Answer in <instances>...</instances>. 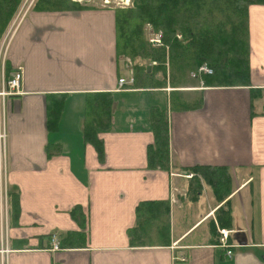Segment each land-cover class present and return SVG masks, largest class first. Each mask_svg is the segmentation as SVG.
<instances>
[{"label": "crops", "instance_id": "1", "mask_svg": "<svg viewBox=\"0 0 264 264\" xmlns=\"http://www.w3.org/2000/svg\"><path fill=\"white\" fill-rule=\"evenodd\" d=\"M30 6L4 59L5 77L18 65L23 68L21 91L3 100L5 183L7 193L17 191L19 203L15 221L9 218L6 264H264V90L250 97V87L264 88V3L248 5V84L204 85L193 79L154 87L119 84L130 69L116 56L113 8ZM176 89L187 98L200 95V105L172 109ZM94 91L113 93L110 125L98 132L103 160L83 138L85 99ZM130 94L136 101L127 99ZM151 107L167 110V170L147 166V144L154 139ZM192 164L230 166L236 184L232 214L238 204L242 214L239 221L232 218L230 255L211 234L213 194L203 187L196 200L183 199L187 178L179 172ZM201 197L206 208L178 226V208L188 201L192 209L191 201ZM165 198L167 238L132 242L128 229L136 221V204ZM75 204L85 214L84 226L70 213ZM78 231H84V239ZM236 231L242 240L234 238ZM52 233L58 249L50 248Z\"/></svg>", "mask_w": 264, "mask_h": 264}, {"label": "trees", "instance_id": "2", "mask_svg": "<svg viewBox=\"0 0 264 264\" xmlns=\"http://www.w3.org/2000/svg\"><path fill=\"white\" fill-rule=\"evenodd\" d=\"M51 1L33 0L30 7L56 10L58 7L52 5ZM55 1L68 2L71 4L68 8L84 7L77 0ZM20 2L21 0H0V38ZM258 2L264 3V0H132L130 6L115 7L116 56L120 65L126 54L133 60L132 67L126 66V69H133V81L129 85L154 87L166 86L169 82L171 86H182L190 76L201 79L204 85L248 84V5ZM147 22L152 24L154 31L161 32L159 44L152 45L149 36H144L143 28ZM131 44L133 45L130 46ZM202 64L211 67L212 73L199 74L198 68ZM263 90L262 87H250L251 100L261 96ZM183 94L181 89L171 92L172 109L200 105V95L187 98ZM112 102V91L90 92L85 99L83 138L93 144L100 160L104 159V143L98 132L110 125ZM150 119L154 139L147 144V166L167 170L170 159L166 108L151 107ZM181 169H188L193 173L186 177L187 197L196 200L204 185H208L217 201L214 209L216 221L220 226L230 228L233 223L230 194L234 189L230 166L192 164L181 166ZM8 205L10 222H13L19 211L16 190L8 193ZM70 213L81 226L85 225L86 217L79 204L71 207ZM135 213V224L128 229L132 242L158 243L167 238V198L140 200L135 206ZM211 223V234L216 236L219 243V233L213 219ZM76 233L84 239V231ZM231 234L228 233L229 242ZM70 235L71 233H67L63 239L64 244L69 242Z\"/></svg>", "mask_w": 264, "mask_h": 264}, {"label": "built area", "instance_id": "3", "mask_svg": "<svg viewBox=\"0 0 264 264\" xmlns=\"http://www.w3.org/2000/svg\"><path fill=\"white\" fill-rule=\"evenodd\" d=\"M33 1V0H32ZM30 0L27 4L22 5L17 9L14 17L11 20V23L8 24L6 30L3 33V37L0 41V264H6V253L9 251L8 246V223H9V205H8V193L5 183V170H6V152H7V131L4 121V112H3V100L6 96L19 93L21 91V80L23 77V68L21 65H18L12 69L8 76L5 77L4 74V59L6 56V51L8 44L10 42L11 36L15 31L17 25L23 18L26 13L29 5L32 3ZM109 2V0H105ZM129 2V0H119L120 5L124 6ZM149 40L153 44H159L161 42V32H151L149 34ZM199 69L204 70L207 73L212 72V68L206 64H202ZM133 81L132 70H129L128 77L120 76L118 82L120 85L124 83H131ZM186 177H190L193 173L191 171H182L179 172ZM172 185V184H171ZM219 232L221 233L219 237V244L227 247L226 252L230 255L232 250L230 246L234 244L228 243L227 237L228 233L233 232V228L227 227H218ZM50 248L58 249L60 247L58 242V237L56 233H52L50 236Z\"/></svg>", "mask_w": 264, "mask_h": 264}, {"label": "rangeland", "instance_id": "4", "mask_svg": "<svg viewBox=\"0 0 264 264\" xmlns=\"http://www.w3.org/2000/svg\"><path fill=\"white\" fill-rule=\"evenodd\" d=\"M30 0H21V2H20V4H19V6H18V8L17 9H19L22 5H25V4H27L28 2H29ZM32 1V0H31ZM78 1V3L80 4V5H82V6H84L85 8H89V7H108V8H113V9H115V7H125V6H130L131 4H132V0H129V2L126 4V5H124V6H122V5H120V4H118L119 3V0H109V2H106L105 0H77ZM33 2V1H32ZM51 4L52 5H55V6H57L58 8H55L56 10H62V9H66V10H68V9H80V8H74V7H70V8H68V6H70L71 4H69L68 2H56L55 0H52L51 1ZM83 7V8H84ZM17 11V10H16ZM16 11L14 12V14H13V16L9 19V21H8V23H7V25L5 26V29H4V31L6 30V28H7V26H8V24H10L11 23V20H12V18L14 17V15H15V13H16ZM133 19H131V21H132ZM154 27L152 26V24H150L149 22H147L146 23V25H145V27L143 28V33H144V36L147 38L148 36H149V33H151L152 31H154V29H153ZM3 31V32H4ZM178 36H181L180 34H178ZM132 43H134V42H132ZM152 43V45H153V42H151ZM133 44H131L130 46H132ZM132 62H133V60L131 59V57H130V55L128 56L127 54L126 55H124L123 56V60H122V65H123V69H125L126 68V66H130V67H132ZM148 62V61H147ZM132 71H133V69H132ZM213 71V70H212ZM123 72H125V70L123 71ZM175 72H176V70H175ZM190 73V72H189ZM212 73V72H211ZM157 76V75H156ZM187 76H188V74H187ZM198 76H200V75H198ZM190 79L187 81V82H189L190 80H193V79H197L198 80V78H194L193 76H190L189 77ZM188 79V77L186 78V80ZM128 100H133V102L134 101H136V95H134V94H130L129 96H128V98H127ZM262 100H264V99H262ZM138 104V108H140L141 109V103H137ZM263 109H264V107H263ZM125 110V109H124ZM118 115H119V113H117ZM124 115V114H123ZM120 116V115H119ZM117 119V118H116ZM117 123L118 124H120V121L117 119ZM181 177H184L185 178V176H181ZM186 179V178H185ZM232 184H233V181H232ZM179 185H181V184H178V186ZM235 185L236 184H233V187H235ZM180 187V186H179ZM205 188H207V190H208V194H211L212 193V191H211V189L208 187V185H204V189ZM204 192V191H203ZM180 193V192H179ZM185 193H186V189H185V187H184V191H183V193H182V196H184L183 197V199H185V197L186 198H188L186 195H185ZM187 194V193H186ZM239 197V196H238ZM236 198V197H235ZM189 199V198H188ZM236 200L238 201V198H236ZM190 204V203H189ZM238 204V203H237ZM191 208L192 209H190V207H189V205H188V201L186 202V205H185V208H178V210H177V212H178V214L176 215V217H175V221H176V224L178 225V226H183V225H186L187 223H189V222H191L194 218H196L197 217V215L204 209V208H206V206H207V202H206V198H204V197H201L200 198V200H198V201H191ZM215 209V208H214ZM247 209V208H246ZM232 216H233V219L235 220V221H239L240 219H241V217H242V214H241V211H240V206H239V204H238V210L236 211V212H234L233 214H232ZM213 220H214V222H215V226H216V228H217V225H218V227H222V226H220L219 224H218V222L216 221V217H215V215H214V217H213ZM156 223H157V221H156ZM200 228H202L201 226L200 227H198V228H196L195 230H194V232L192 233V234H198V231L200 230ZM227 228H229V227H227ZM238 230V229H237ZM235 235V236H234ZM233 236H234V238L236 239V240H242L243 238H242V234L241 233H239V232H237L236 231V234H234Z\"/></svg>", "mask_w": 264, "mask_h": 264}, {"label": "bare ground", "instance_id": "5", "mask_svg": "<svg viewBox=\"0 0 264 264\" xmlns=\"http://www.w3.org/2000/svg\"><path fill=\"white\" fill-rule=\"evenodd\" d=\"M154 32H158V31H154ZM198 73L200 74V73H207V72L198 68ZM217 231H218L219 237H220L221 233L219 232L218 228H217Z\"/></svg>", "mask_w": 264, "mask_h": 264}]
</instances>
